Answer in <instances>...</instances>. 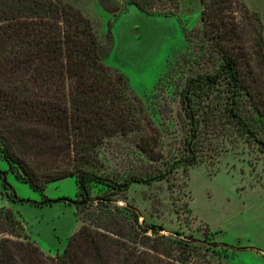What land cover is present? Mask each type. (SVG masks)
Listing matches in <instances>:
<instances>
[{
    "label": "trees",
    "instance_id": "1",
    "mask_svg": "<svg viewBox=\"0 0 264 264\" xmlns=\"http://www.w3.org/2000/svg\"><path fill=\"white\" fill-rule=\"evenodd\" d=\"M131 2L148 14L169 15L180 8V0ZM200 2L202 26L190 36L210 51V59L221 58V68L216 74L192 77L186 86L187 116L205 122L202 127L191 122L194 148H190L193 156L183 158L187 165L195 163L205 127L211 134L231 131L222 122L224 115L236 127L227 137L247 140L264 151L261 14L245 0ZM105 53L90 19L72 4L64 0H0V158L9 165L0 170V178L11 199L36 205L68 202L79 211V198H89L92 180L121 191L133 182H153L171 172L137 171L113 181L75 163V156L87 155V159L110 136L130 133L139 134L135 144L142 152L158 159L157 126L129 78L104 61ZM221 76L227 84L224 104L213 94ZM245 97L257 114V123L241 107ZM9 172L41 193L42 199L19 196L8 180ZM67 176L76 177L75 198L45 194L49 182ZM129 211L122 222L111 215L106 223L100 216L82 224L62 251L49 254L29 240L26 232L27 241L19 239V229L25 231L21 218L11 208L0 206V233L18 232L15 237L0 238V264H221L212 260L215 250L209 255L200 242L180 233L162 234L140 222L136 208Z\"/></svg>",
    "mask_w": 264,
    "mask_h": 264
},
{
    "label": "rangeland",
    "instance_id": "2",
    "mask_svg": "<svg viewBox=\"0 0 264 264\" xmlns=\"http://www.w3.org/2000/svg\"><path fill=\"white\" fill-rule=\"evenodd\" d=\"M64 1L90 19L106 52L104 61L129 78L159 131L155 143L158 159L142 152L135 144L139 134L130 133L110 136L90 153L88 161L87 155L79 154L73 158L75 163L113 181H122L137 171L171 169L163 178L133 182L121 191L92 180L89 198H79L83 224L100 216L106 223L111 215L122 222L130 214L129 209L136 208L140 222L160 233H180L200 242L202 251L208 249L209 255L215 250L214 262L264 264V151L247 140L227 137L236 127L224 115L222 122L226 121L225 128L231 131L211 134L205 127L195 150V163H183V158L192 155L190 148H194L191 122L205 125L204 121H191L185 112L186 86L192 77L216 74L221 68V58L215 55L210 59V51L190 36L202 26L200 0H180L179 10L169 15L148 14L131 0ZM245 1L259 11L264 22V0ZM213 94L220 97L221 103L227 101L223 76ZM241 107L257 123L249 98H243ZM75 184L68 179L59 190L73 198ZM29 190L26 185H18L16 191L19 196L34 197ZM18 232L22 235L19 239L27 241L25 231ZM18 232L0 233V238L15 237Z\"/></svg>",
    "mask_w": 264,
    "mask_h": 264
},
{
    "label": "crops",
    "instance_id": "3",
    "mask_svg": "<svg viewBox=\"0 0 264 264\" xmlns=\"http://www.w3.org/2000/svg\"><path fill=\"white\" fill-rule=\"evenodd\" d=\"M8 168L9 165L7 161L0 158V170ZM7 177L17 191L18 185H26L30 189L27 192L31 191L34 193V197L24 198H31L38 201L42 199L41 193L33 189L28 183L23 182L19 178H17V176L13 172H9ZM68 179H73L76 183V197L78 186L75 176H67L49 182L44 190L45 194L52 198L63 196L72 197L73 195H66L62 190H59V185H61L65 181H68ZM0 206L8 207L14 210L21 218L25 228V232L28 234L29 238L43 251L49 254H55L62 251L67 245L69 237L76 231H78L83 224V222L79 218L77 207L68 202L36 205L11 199L1 178Z\"/></svg>",
    "mask_w": 264,
    "mask_h": 264
}]
</instances>
